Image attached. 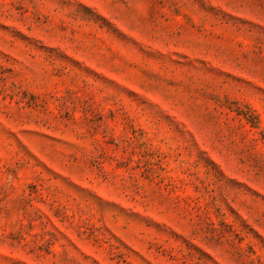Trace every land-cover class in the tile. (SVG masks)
<instances>
[{"label": "rangeland", "instance_id": "1", "mask_svg": "<svg viewBox=\"0 0 264 264\" xmlns=\"http://www.w3.org/2000/svg\"><path fill=\"white\" fill-rule=\"evenodd\" d=\"M0 264H264V0H0Z\"/></svg>", "mask_w": 264, "mask_h": 264}]
</instances>
